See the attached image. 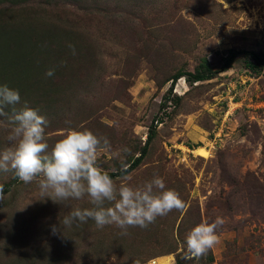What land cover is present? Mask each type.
<instances>
[{
	"label": "rangeland",
	"instance_id": "1",
	"mask_svg": "<svg viewBox=\"0 0 264 264\" xmlns=\"http://www.w3.org/2000/svg\"><path fill=\"white\" fill-rule=\"evenodd\" d=\"M230 50L240 54L224 69ZM246 51L264 61V0H0V86L21 96L3 108L0 152L27 103L49 121V151L87 128L110 141L98 164L117 173L145 147L130 183L159 175L186 202L128 235L91 219L66 227L73 209L92 207L87 196L57 203L38 180L0 171V264H127L139 253L142 264H264V65ZM196 68L212 77L194 81ZM218 216L219 243L193 257L187 234Z\"/></svg>",
	"mask_w": 264,
	"mask_h": 264
},
{
	"label": "clouds",
	"instance_id": "2",
	"mask_svg": "<svg viewBox=\"0 0 264 264\" xmlns=\"http://www.w3.org/2000/svg\"><path fill=\"white\" fill-rule=\"evenodd\" d=\"M69 47L75 55L74 45ZM53 75V69L46 72L48 77ZM20 102L18 90L0 86V117L7 115L3 111L5 105ZM8 122L11 130L7 140L13 146L0 152V171L12 170L25 184L38 180L41 195L57 203L88 197L92 207L73 209L62 221L66 227L91 219L98 229L115 225L122 235H128L130 228L147 229L158 217L186 208L180 193L166 188L165 180L159 175L141 186L130 183V174L113 179L98 164L101 153L112 151L106 137L87 128L68 129L49 151L46 133L49 121L39 114V110L25 103L19 112L8 117ZM122 151L129 150L124 148ZM112 155L119 156L120 150L113 151ZM3 192L4 187L0 184V201L4 199ZM224 223L225 220L218 216L212 223L202 222L195 226L186 237L187 251L196 258L206 255L219 243L217 229ZM52 231L55 234L58 229L53 226ZM134 264L141 262L135 259Z\"/></svg>",
	"mask_w": 264,
	"mask_h": 264
},
{
	"label": "trees",
	"instance_id": "3",
	"mask_svg": "<svg viewBox=\"0 0 264 264\" xmlns=\"http://www.w3.org/2000/svg\"><path fill=\"white\" fill-rule=\"evenodd\" d=\"M245 54L253 57V60L254 62H256L255 64L257 65H264V61L263 59L261 58H258V55L250 52V51H246L244 52ZM240 53L238 51H232L230 50L228 52V57L227 59H225L223 65H222V68L224 69H228L232 66L234 60L236 59V57L239 55ZM245 68L247 69H250V70H254L255 69V66L254 65H251L250 63H245ZM208 70V73L205 74L204 72L200 71L199 68H196L195 70V73L194 74H191L189 73L190 76H192L193 80L194 81H204V80H207V79H210L212 77V73L210 72L209 69ZM180 78V76H174L172 79H171V82H170V88L169 90L172 88L173 86V83L175 81H177L178 79ZM146 154V148L144 147L141 152H140V155L125 169H122L120 170L119 172L117 173H109L110 176L115 179V178H119L120 176L122 175H129L131 174L136 168L137 166L140 164V162L142 161V159L144 158ZM143 256L141 253H139L138 255H134L135 259H139L141 264L144 263L145 261H147V257H141ZM127 264H134V261L130 262V263H127Z\"/></svg>",
	"mask_w": 264,
	"mask_h": 264
},
{
	"label": "bare ground",
	"instance_id": "4",
	"mask_svg": "<svg viewBox=\"0 0 264 264\" xmlns=\"http://www.w3.org/2000/svg\"><path fill=\"white\" fill-rule=\"evenodd\" d=\"M199 151V153L201 152V156H205V153L203 152V150H198Z\"/></svg>",
	"mask_w": 264,
	"mask_h": 264
},
{
	"label": "built area",
	"instance_id": "5",
	"mask_svg": "<svg viewBox=\"0 0 264 264\" xmlns=\"http://www.w3.org/2000/svg\"><path fill=\"white\" fill-rule=\"evenodd\" d=\"M210 143H211V147H213V141H211Z\"/></svg>",
	"mask_w": 264,
	"mask_h": 264
}]
</instances>
